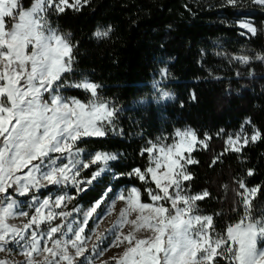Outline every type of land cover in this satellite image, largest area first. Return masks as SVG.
<instances>
[{"label":"snow or ice","instance_id":"obj_1","mask_svg":"<svg viewBox=\"0 0 264 264\" xmlns=\"http://www.w3.org/2000/svg\"><path fill=\"white\" fill-rule=\"evenodd\" d=\"M89 3L34 0L25 8L21 0H0V252L12 253L15 247L25 256L22 262L0 258V264H91L86 254V240L90 239L86 228L90 221L98 227L103 220L101 213L110 215L115 210L116 199L125 206L92 249L97 253L100 244L113 236L112 246L124 245L122 254L114 258L116 264H220L221 260L227 264H264V248H258V241L264 240V220H253L250 212L251 200L262 186L249 188L243 178L236 181L242 190L237 194L245 215L227 226L226 235L216 233L213 216L199 214L196 204L210 193L204 190L192 195L185 187L192 179L188 166L199 163L193 152L207 149L212 139L208 133L201 139L192 128L177 129L172 143H164L160 137L156 142L148 141L140 151L141 156L147 153L146 168L113 174L114 179L127 175L139 180L150 203L143 202L141 189L135 185L115 193L109 203V193L114 191L109 186L87 209L74 206L71 211L64 210L103 173L111 172L109 162L118 159L116 154L103 151L88 153L86 158L85 149L79 147L84 138L105 137L109 130L115 134L118 109L100 97V86L87 77L71 85L91 94L87 103L61 94L68 86L64 74L74 71L75 45L69 39L71 34L52 27L47 16L68 9L79 12ZM252 3L264 10V0ZM227 4L239 7L238 0H227ZM239 27L246 30L241 35L257 34L251 20L239 21ZM110 32L111 27L98 28L94 35L102 38ZM251 59L247 55L232 57L245 65ZM255 59L264 62L262 55ZM161 75H167L166 69ZM191 98L196 100L195 93ZM246 125H252L250 118L238 132L228 133L226 152L239 154L250 143L264 140L255 125L251 135ZM223 132L221 129L217 135ZM219 159L215 157L212 164ZM92 165H98L97 171L82 178L81 171ZM252 175L254 169L249 168L247 176ZM49 186L55 191L42 196L41 189ZM68 188L75 189V194ZM17 196L26 198L27 210ZM133 214L135 218L129 220ZM17 216L26 218L22 226L7 222ZM57 218L60 223L53 224ZM125 223L132 227L123 234L119 229ZM80 257L83 259H77Z\"/></svg>","mask_w":264,"mask_h":264},{"label":"trees","instance_id":"obj_2","mask_svg":"<svg viewBox=\"0 0 264 264\" xmlns=\"http://www.w3.org/2000/svg\"><path fill=\"white\" fill-rule=\"evenodd\" d=\"M21 2L28 6L32 0ZM238 3L234 8L227 0H90L79 12L48 13L51 26L70 33L75 45L74 71L64 74V81L87 77L100 86V97L118 109L115 134L109 131L105 137L79 143L86 153H114L118 159L109 162L111 172L76 196L74 205H91L109 186L114 193L133 185L141 189L143 202H150L139 180L127 175L114 179L113 174L146 168L147 153L141 156L140 151L148 141L162 136L170 140L176 128L188 126L201 139L205 133L212 137L207 149L193 152L199 163L188 166L189 194L210 193L196 202L199 214L213 216L215 232L222 235L228 225L240 222L245 210L236 181L243 178L248 187L262 186L251 200L250 212L253 220L264 217V140L250 143L239 154L225 151L226 132L238 129L246 118L264 134V62L255 59L257 54L264 56V10L252 0ZM243 18L253 22L255 36L241 35L238 21ZM109 27L107 37L94 35L98 28ZM241 55L251 57V62L232 60ZM161 68L167 71L164 86L173 92V100L131 106L132 100L150 95L151 81ZM61 92L83 101L91 98L72 86ZM221 129L224 132L217 135ZM249 168L254 175L247 176Z\"/></svg>","mask_w":264,"mask_h":264},{"label":"rangeland","instance_id":"obj_3","mask_svg":"<svg viewBox=\"0 0 264 264\" xmlns=\"http://www.w3.org/2000/svg\"><path fill=\"white\" fill-rule=\"evenodd\" d=\"M33 2H34V0H32V2L28 6H24V7L25 8L31 7V5L33 4ZM244 19H247V18H243L241 20H244ZM241 20H239V21H241ZM239 21H238V25H239ZM242 30L244 32L246 31L244 29H242ZM162 69H165V68L159 69L155 73V75H154V77H153V79L151 81V93H150V95L147 96V97L137 98V99L132 100L131 106L144 105V104H146L150 100L154 101L155 103H157L159 105L164 104L167 101L173 100V98H174L173 92L171 90H169L166 86H164V82H165L166 76H162L161 75V70ZM82 79H80V80H82ZM80 80L70 81V82L67 81V85L68 86H71L72 84H74L75 82H78ZM68 86H65V87H68ZM65 87H63V88H65ZM164 93H168L169 96L165 97L164 96ZM61 94L63 96H65V94L63 92H61ZM65 97H71V96H65ZM89 100H87V101L80 100V101L83 102V103H87ZM119 109L122 110L123 107L122 108H119ZM244 120H243V122H244ZM186 128H190V127L184 126V127H181V128H176L174 130V132H173L172 137H171L170 140H168L165 136H162L160 138H162V140H163L164 143H172V141L175 139V132H176V130L177 129H181L182 130V129H186ZM239 130H240V127L238 129H236V130H231V131L226 132V134H225V140L227 139L228 133L235 134ZM245 130H246V132L249 135H251V133L253 131L252 125H246L245 126ZM109 131L113 132V130H109ZM156 140L153 141V142H156ZM92 153H95V152H92ZM84 156L87 158L88 157V153L85 152L84 153ZM88 159H90V158H88ZM88 159H86L85 162H88ZM91 167H93V168H92V170H91V172H90L89 175H86L85 174L86 171L89 170V169H83L81 171V177L82 178H85V179L90 178L91 175H92V173L95 172V171H97L98 165H92ZM130 187L131 186H129V187H122V188L117 189L113 193V195L111 196V198H109V201L108 202L111 203L112 202V199H115V193H120V192H122V191H124V190H126V189H128ZM249 188H252V187H249ZM71 189L72 188H68L67 189V191L70 194H72L71 193ZM43 190L46 191V193L45 194H42V196H47L50 191H53L54 192L55 191V188H53L52 186H49L46 189H41V191H43ZM15 198L18 201H23V210H27V207H26L27 200H26V198H24V197H22V198L15 197ZM74 206H80V207H82L84 209H87L91 205H89L87 207H84L81 204L74 205L71 202L70 204H68L67 208L64 209V210L65 211H71ZM124 206L125 205H124V202L123 201H120L119 199H116V201H115V210L110 215H104L103 213H101V215L103 216V220L101 222H99L98 227L95 224H93L91 221L89 222V228H86V233L90 237V239H87L86 240V249H87V253L86 254L91 258V264H116V260L114 258H118L122 254V252L124 250V245H121L120 247L112 246L113 245V240H114V237L113 236L108 237V239L104 240L103 243L100 244V247L97 249V253H102V254L93 253L92 252V249H93V246L98 243L97 237L100 236L101 234L105 233L106 230L110 229L113 226V224L117 221V218H118L120 209L123 208ZM102 207H106V205H102ZM57 211H59V209H57ZM73 217H75L77 219H82V217L78 216V214H76V213H73ZM73 217H69L68 219H72ZM134 218H135V214H133L132 216L128 217L129 220L134 219ZM255 220H264V217H261V218L255 219ZM7 222L9 224H13V225H16V226L20 227V226H22V224L24 222H26V218L25 217L17 216L15 218H10ZM58 223H60V219L59 218H57V220L53 221V224H58ZM131 227L132 226L129 223H125L119 229V231H120V233L126 234L131 229ZM92 228H95V231L94 232L91 230ZM142 232H143V229H141V232L140 233H137V234L139 235ZM224 235H226V231H225ZM258 248H264V240L258 241ZM0 258H6L8 260L15 261V262H22V261L25 260V256L22 255L20 253V250L19 249H16L15 247L13 248V252L12 253L0 252ZM37 259H42V256H38ZM77 259H83V257H80V258H77ZM86 264H87V262H86Z\"/></svg>","mask_w":264,"mask_h":264}]
</instances>
